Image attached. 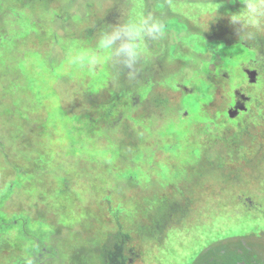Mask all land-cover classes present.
<instances>
[{
  "label": "rangeland",
  "instance_id": "obj_1",
  "mask_svg": "<svg viewBox=\"0 0 264 264\" xmlns=\"http://www.w3.org/2000/svg\"><path fill=\"white\" fill-rule=\"evenodd\" d=\"M243 7L0 0V264H103L122 238L129 264L257 259L264 36L239 38ZM142 12L164 35L117 69L100 34Z\"/></svg>",
  "mask_w": 264,
  "mask_h": 264
},
{
  "label": "clouds",
  "instance_id": "obj_2",
  "mask_svg": "<svg viewBox=\"0 0 264 264\" xmlns=\"http://www.w3.org/2000/svg\"><path fill=\"white\" fill-rule=\"evenodd\" d=\"M242 3V10L229 17L232 25H238L239 38L255 40L264 36V0H242ZM164 29V23L150 12L133 14L124 22L105 28L99 45L110 55L115 68L131 72L147 60L149 42L159 40Z\"/></svg>",
  "mask_w": 264,
  "mask_h": 264
},
{
  "label": "trees",
  "instance_id": "obj_3",
  "mask_svg": "<svg viewBox=\"0 0 264 264\" xmlns=\"http://www.w3.org/2000/svg\"><path fill=\"white\" fill-rule=\"evenodd\" d=\"M193 56H196V55H193ZM260 64H261V62H260ZM199 87L203 88L204 98L206 97V99H204V100H205V103H207L212 98L211 97L212 93H210L208 90L209 85L207 83L206 84H200ZM198 92L200 93V90H198ZM207 94H209V96ZM198 99H199L200 103L197 104L195 107H197L198 105L201 104L202 99L200 97ZM221 123H222V121H221ZM0 142L3 144L2 147H4V142L3 141H0ZM11 145H12V142H11ZM223 255L228 256L229 253H224ZM102 256L104 257L103 264H129L128 261L130 260V257H128L129 255L125 252V243H124L123 238L118 239L113 244H110V245L108 244L107 246H105ZM210 260L211 261H209V260L203 261V260L199 259V260H196V262L193 264H209L210 262L214 263V259L210 258ZM258 261H262L261 258ZM248 262H253V261L249 260ZM220 264H222V263H220ZM223 264H227V263L224 262Z\"/></svg>",
  "mask_w": 264,
  "mask_h": 264
},
{
  "label": "flooded vegetation",
  "instance_id": "obj_4",
  "mask_svg": "<svg viewBox=\"0 0 264 264\" xmlns=\"http://www.w3.org/2000/svg\"><path fill=\"white\" fill-rule=\"evenodd\" d=\"M263 241L264 240H262V242ZM253 252L255 253L257 259L259 260L261 258L262 261H258L255 257L250 256V259L248 260L253 261V262H248L244 260V264H264V250L259 253L258 251L254 249ZM237 264H241V261L237 262Z\"/></svg>",
  "mask_w": 264,
  "mask_h": 264
}]
</instances>
